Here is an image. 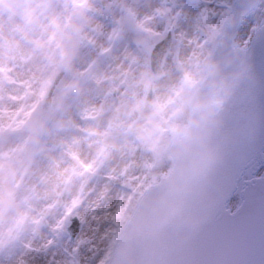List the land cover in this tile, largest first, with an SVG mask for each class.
Returning <instances> with one entry per match:
<instances>
[{
	"label": "bare ground",
	"instance_id": "obj_1",
	"mask_svg": "<svg viewBox=\"0 0 264 264\" xmlns=\"http://www.w3.org/2000/svg\"><path fill=\"white\" fill-rule=\"evenodd\" d=\"M3 1L0 0V129L10 126L27 108L36 105L51 85L54 49L70 2L60 1L50 7L45 5V0H23L22 13L10 18L3 13L8 4ZM155 13L156 10H152V14ZM136 23L144 29L154 26L151 15L138 16ZM189 25L195 27L196 21L190 19ZM27 32H31L30 38H25ZM147 35L152 34L147 32ZM190 38V32L188 35L183 32L185 47L181 55L185 54ZM96 44L98 48L93 56L105 52L101 43ZM138 55L123 45L114 53L113 62H109L115 73L106 87L115 84L124 89L114 104L104 87L97 89V96L92 100V95L85 94L92 80L84 81L79 99L56 117L52 132L30 166L22 167L19 156L25 137L10 133L1 138L0 185L5 173L7 190L0 205V231L9 220L7 212L23 219L0 255V264H88L91 261L88 252L113 248L116 237L111 224L118 221L121 210L129 203V196L144 185V170L149 163L146 156H133V142L125 136L126 125L133 121L128 110L141 107ZM77 58V63L88 61L83 55ZM190 59L188 55L187 69ZM124 63H128L125 70L122 69ZM175 64L182 68V58H177ZM166 68L172 71L171 66L166 65ZM157 97L160 98L155 100L156 107L163 110L165 95ZM66 100L67 94L61 104L65 105ZM121 104L125 110L119 113ZM105 106L113 107L108 120L103 116ZM81 144L79 158L77 146ZM168 163L164 175L170 168V161ZM79 172L83 177L81 181ZM66 184L71 185V191L67 201L59 203V194ZM130 192L133 193L128 195ZM16 206L20 207L19 211L15 210ZM44 211H50L48 229L35 233L33 226ZM69 211L84 221L74 244L64 239H48L47 234L57 231ZM46 253L48 255L44 256Z\"/></svg>",
	"mask_w": 264,
	"mask_h": 264
},
{
	"label": "water",
	"instance_id": "obj_2",
	"mask_svg": "<svg viewBox=\"0 0 264 264\" xmlns=\"http://www.w3.org/2000/svg\"><path fill=\"white\" fill-rule=\"evenodd\" d=\"M261 1H234L210 69L191 99L189 128L170 148L174 167L141 199L107 264H264V178L246 182L235 214L225 203L235 176L263 160L264 24L248 51L233 45L241 22ZM262 19L259 8L244 23L239 45L249 43ZM173 35L171 29L152 52L155 76L163 74ZM63 76L57 75L43 104L23 128L32 135L26 146L27 162L39 151L51 97ZM216 94L220 103L213 101ZM35 119L38 124L31 127ZM218 215L220 226L210 227ZM79 231V223L70 227L71 238Z\"/></svg>",
	"mask_w": 264,
	"mask_h": 264
},
{
	"label": "rangeland",
	"instance_id": "obj_3",
	"mask_svg": "<svg viewBox=\"0 0 264 264\" xmlns=\"http://www.w3.org/2000/svg\"><path fill=\"white\" fill-rule=\"evenodd\" d=\"M21 1L23 0H4L8 3L3 10L10 18H15L20 15ZM60 1L66 0H45L46 6H55ZM233 0H70L66 9V16L62 20V28L57 39V46L54 49L55 63L53 67L54 77L57 73L64 71L65 77L55 91L52 97V107L50 118L42 139L41 147L52 132L56 117L63 111H68L72 104L77 101L81 95L84 81L92 80L87 87L85 94L92 95L91 99L95 100L97 89L102 90L107 88L108 97L111 103H116L119 99V93L124 90L122 86L110 85L109 80L114 76L115 69L110 66L109 62H113L114 53L123 45H126L129 52L138 55V74L139 86L141 88V103L140 108L128 110L131 113L133 121L131 125H126L125 136L129 141L133 142V156H146L149 160L144 172L146 181L144 185L136 192H130L129 203L121 210V215L115 224H111V230L114 231L115 237L121 232L125 222L132 213L136 203L138 202L142 191L149 184L157 181L163 172L169 167L166 148L170 140L180 134L188 120V97L197 83L198 79L203 74L206 67L208 57L211 53L214 41L221 32L222 26L229 12ZM156 10L152 14V10ZM179 13V16L177 15ZM141 15H151L154 26L149 29L138 27L136 18ZM181 18V19H180ZM196 21L195 27L189 25V20ZM101 24L103 27H101ZM170 27L175 28V37L171 50L167 58V67L171 66L172 71L164 67V75L162 77H154L150 70V52L153 46L165 37L166 32ZM194 30V33H192ZM151 32V36L147 35ZM186 35L190 32V42L187 44V49L184 55L180 52L185 47L182 44V34ZM31 32L25 34V38H30ZM101 43L105 52L100 55L93 56V52ZM145 43V44H144ZM97 46V47H96ZM79 51V52H78ZM78 52V53H77ZM88 57V61L84 64L77 63L78 56ZM188 55H191L189 60V69H187ZM182 58L183 67H178L175 62L177 58ZM114 62L113 64H115ZM128 63H124L122 69L125 70ZM101 66H107L102 69ZM109 66V67H108ZM105 68V67H104ZM81 76V79H80ZM86 79V80H85ZM48 89V88H47ZM47 89L43 96L38 100L33 107L27 108L24 114L15 119L10 126H3L0 129V140L8 136L10 133H15L25 137V143L19 153L22 167H28L37 158L38 155L29 163H26L24 157V147L29 137L28 133H23L21 128L26 120L30 117L33 110L37 108L43 100ZM151 92L150 100L147 96ZM67 94L65 105H62V99ZM159 94L165 95L164 109L160 110L156 107L155 100ZM113 107H106L103 111V116L108 120L111 118ZM122 106L118 110L124 111ZM78 157L82 155V144L77 146ZM1 162V161H0ZM82 173L79 172L78 180H82ZM0 185V205L3 202V196L7 190V176L2 175ZM140 187V186H139ZM71 185L66 184L61 190L58 201L65 203L68 199ZM65 191H67L64 197ZM20 194L24 192L20 191ZM127 195V196H128ZM19 201V199H18ZM16 211L20 210L19 206L15 207ZM9 220L4 224V228L0 231V255L5 246L11 241L14 236V231L21 224L22 217L15 213L7 212ZM50 211H44L39 217L37 223L33 226L35 233H41L48 229V218ZM76 219L81 229L84 221L79 215L72 212H67L64 215L62 224L58 225V229L53 234L48 233V239L53 240L64 239L67 243L74 244L75 240H71L67 234L68 220ZM81 232V231H80ZM80 234V233H79ZM106 234V233H105ZM34 241V239H32ZM111 251L102 250L95 251L93 254L88 252L91 261L88 264H103L110 256ZM48 254H44L47 256ZM38 256H42L38 254ZM56 255V259H57Z\"/></svg>",
	"mask_w": 264,
	"mask_h": 264
},
{
	"label": "snow or ice",
	"instance_id": "obj_4",
	"mask_svg": "<svg viewBox=\"0 0 264 264\" xmlns=\"http://www.w3.org/2000/svg\"><path fill=\"white\" fill-rule=\"evenodd\" d=\"M242 175H243L242 173H239V174H237L235 176V178H234V181H235L234 182V187L232 189V192H230L229 195L227 196L225 203H229L233 199V194L235 193V191L237 190V188L240 185V180L242 178ZM221 219L222 218L219 217V215H218L216 219H214V220L209 222V226L210 227H219L220 223H221Z\"/></svg>",
	"mask_w": 264,
	"mask_h": 264
}]
</instances>
